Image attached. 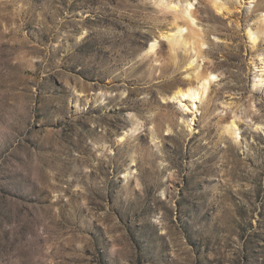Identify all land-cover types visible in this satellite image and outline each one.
I'll return each instance as SVG.
<instances>
[{
	"label": "rangeland",
	"instance_id": "rangeland-1",
	"mask_svg": "<svg viewBox=\"0 0 264 264\" xmlns=\"http://www.w3.org/2000/svg\"><path fill=\"white\" fill-rule=\"evenodd\" d=\"M189 4L196 49L172 50ZM262 15L0 0V264H264ZM198 70L215 79L197 110L170 100Z\"/></svg>",
	"mask_w": 264,
	"mask_h": 264
},
{
	"label": "bare ground",
	"instance_id": "bare-ground-1",
	"mask_svg": "<svg viewBox=\"0 0 264 264\" xmlns=\"http://www.w3.org/2000/svg\"><path fill=\"white\" fill-rule=\"evenodd\" d=\"M215 8L219 13H228L227 9H225L223 6L219 4H215ZM195 14L193 12V5L187 6L182 13L177 15L175 17V22L173 25V30L175 31L174 34H167L163 35V38L168 39L171 49L172 50H179V49H185L186 52L194 51L196 48H192V38L191 32L189 31V28L192 27L194 24ZM188 31V32H187ZM249 37L252 39L253 43H257V38L260 40H264V15H262L257 23V28L255 30L250 29ZM195 38V37H194ZM193 38V39H194ZM194 43H198V41H193ZM202 43L199 42L198 44V50H201ZM156 48V44H152L150 46V52H153ZM188 53L186 54L187 57L183 58L182 61L183 65H187V67L195 68L197 65V61L199 59V53L200 51L196 53V58H193L188 56ZM191 55V54H190ZM215 75L212 72H204L201 73L199 70L197 72V85L191 84V85H185L183 87H177L175 90H173L170 100L178 102L181 106L184 108H190L193 107L198 108V102L200 103V96H203L206 94L209 85L214 81ZM200 100V101H199ZM195 110V109H194ZM194 119H192L193 123ZM226 131L231 136L237 135V129L235 125V121L231 122L227 128Z\"/></svg>",
	"mask_w": 264,
	"mask_h": 264
}]
</instances>
